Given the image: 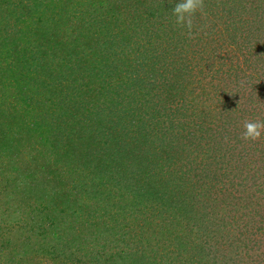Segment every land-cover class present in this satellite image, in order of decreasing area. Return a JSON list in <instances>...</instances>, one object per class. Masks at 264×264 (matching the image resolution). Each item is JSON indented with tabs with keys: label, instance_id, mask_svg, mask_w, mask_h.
<instances>
[{
	"label": "rangeland",
	"instance_id": "374dc122",
	"mask_svg": "<svg viewBox=\"0 0 264 264\" xmlns=\"http://www.w3.org/2000/svg\"><path fill=\"white\" fill-rule=\"evenodd\" d=\"M13 1L16 3L19 0H11L9 4L0 2V264H135V260L139 257L144 259L140 264H264V259L261 260L259 253L255 254L256 250L245 253L236 248L238 242H234L235 238L231 234V229L230 233L224 231L227 218H224L223 213L226 212L227 204L222 199H219L220 203L213 204L218 215L217 211L208 207L207 196H202L192 203V194H188L185 196L188 203L179 205L180 208H172L171 205L163 207L160 202L150 200L148 203L145 199L143 202L146 201L148 204L133 205L134 203H131L125 217L121 210L116 211L118 205L114 203V200L109 202L105 200L109 197L110 191L117 192L118 189L105 188L99 177L91 180L88 176V179L83 180L87 171L81 170V164L90 160H83V158L92 159L94 148L91 151L86 148L87 157L81 153L77 157L76 153L71 152L75 156V162L73 159L68 160L66 158L68 155L64 152L65 142L72 136L76 138L78 146L81 144V139L76 131L69 137L59 136L57 127L63 119L68 121L72 118L77 120L84 117L83 112L91 119L96 117L95 114L99 109L93 106L102 103V99L98 96V90L101 88L98 83L93 84L94 81H90L92 76L85 70L88 65L84 67L81 63L69 81H67L68 72L63 71L62 77L67 82H65L66 85L59 86V89L63 88L61 94L65 95L66 102L63 107L61 106L63 103L58 102L57 104L61 107L54 112L51 97L46 95L51 88L45 84L42 85L39 80L41 78L45 81L48 78L45 68L48 69L47 61L50 56L45 57L42 54V59L38 61L34 53L36 49L30 45L35 39V34L29 31L31 28L29 22L19 23L21 18L19 14L21 15L23 7L16 8ZM246 3L249 7L252 5L249 1ZM58 5H60L58 6L60 13H65V1L59 0ZM260 11L255 6L239 11V16L244 15L245 24L251 31L252 43L260 42L262 36L260 34L262 30L257 29L259 25L256 26L261 16ZM203 17L204 20H208L205 16ZM71 19L69 24L78 28L79 22L75 18ZM214 21L213 27L220 33L224 31L223 33L227 36L228 33L225 31L227 22L216 19ZM187 30L191 39L188 43L190 49L186 47L189 52L186 54L189 61L187 71L191 74L189 80L192 81L190 87L193 88L198 84L199 76L209 75L207 64L212 61V51L211 47L203 42L206 40L204 32H198L193 26ZM58 31L61 32L60 37L63 35V40L69 42L72 39L71 31L67 29H58ZM77 47L73 45L72 49ZM178 47L180 48L181 44ZM178 47L171 49L170 56L167 58V65L170 68V71H167L169 76L176 73L175 66H183L173 61L176 58L173 54L178 51ZM256 48L247 50L251 52L252 57H255L256 50L259 49V47ZM79 52L80 49L77 52L71 50L68 58H75V60L81 58ZM58 54L64 56V51ZM241 54L235 64L240 76L243 74L242 68L245 69L252 62L246 60V51ZM230 62L228 60V63ZM254 67L252 66L253 72ZM221 68L222 72L216 73L217 75L213 77L214 83L249 87L246 90L241 87L237 89L242 93L241 116L245 114L241 117L244 121L237 124L241 133L239 129H232L234 121L229 124L228 116L230 115H226L227 110L222 111L216 107L203 110L198 97L195 98V92L188 93L189 88L181 95L169 97L168 93H163V88L160 87V90L154 89L142 97L140 101L142 105L138 102L140 97L132 105L140 108L137 113L140 112L139 117L142 120L145 119V116L141 115L142 108L146 109L149 117L156 112L161 123L156 120L157 118H151L152 120L148 123L157 122L159 126H164L162 139H152L153 141L150 140L145 146L144 143L139 144L136 138L130 135L127 139L130 141L127 150L140 151L139 154L145 159H151L156 154L158 157L166 156L167 149H170L169 144L176 143L175 149L181 146L184 150L177 166H179L178 163L182 164V168L187 166L193 168L197 165L194 174H201L200 168L208 161H203L200 157L196 158L197 154L191 147L193 148L194 144L200 141L205 143V138L209 134H206L204 138L199 129L210 127L212 129L208 133L218 132L215 136L220 146L215 147L220 149V156L224 159L222 166L214 167V169L220 168L218 173L234 171L236 166V170H242L245 173H249L252 167L254 170L260 167L261 173H264V129H261L260 136L255 138L257 141L245 139L244 135L242 136L245 133V123L251 122L252 113H260L255 118L256 121H253L254 123L264 124V68L259 67L260 70L254 72L259 76L256 80L249 83L242 82V84L231 78L227 67ZM65 70L68 71V69ZM177 74L176 79L181 82L183 78L179 76V72ZM73 79L77 82H73ZM46 81L50 83V78ZM87 81L90 82L87 84ZM207 87L210 88V85ZM145 90L147 89L144 88ZM86 91H88L87 100L91 101L89 112L84 111L82 107L78 108L77 104L81 98L77 94L82 95ZM250 91L253 92L252 95L248 93ZM24 93L28 97L20 98ZM72 97L78 100L74 99L72 102ZM169 98H174L175 102H170ZM178 98L181 101L177 103ZM255 99L261 103L258 109L253 110L252 105L255 104ZM66 109L67 113L61 116L60 113ZM173 109L177 110L176 115L172 114ZM221 117L225 122L229 120L222 129L218 124L222 123V120L219 121ZM95 122L99 124L98 121L95 120ZM104 124L109 125L110 122L104 121ZM182 124L186 125V128L175 127ZM226 128L230 129V134L224 130ZM90 129L92 130L91 127ZM67 133L69 134V131ZM234 134L242 138L241 143L236 141L237 137ZM57 137L58 141H56ZM57 143L59 146L57 148L62 155L53 148ZM163 146L165 151L162 153ZM106 147L108 143L103 150ZM86 149L83 148L80 151L85 153ZM97 149V151L100 150V148ZM212 151L211 148L208 152ZM124 157L116 156L111 163L104 162L101 156L98 157L97 161L102 163V173L98 170L95 175H103L104 182H109L110 177L116 172L112 173L111 165L119 164L120 159ZM142 161L139 157L130 158L125 162V167L128 165L130 170H135L143 183V181L148 182L145 175L150 174L151 178L154 177L152 174L156 173V168L150 167L146 170ZM98 162H96L97 165ZM126 171L128 176L126 174L123 177ZM129 171L124 170L116 176L121 180L120 186L125 184L128 188L133 187ZM147 171L150 173L145 174ZM178 173L181 176H177ZM182 173L176 165L172 168L165 165V170L157 173L154 182L156 186H160V181L168 177L172 179L176 177L173 182H168L169 178L167 179L171 189H174L175 181L178 179L189 188L188 190L196 189L199 183L193 185V182L200 177H190L184 181L182 179L188 175L183 176ZM78 180L83 186L77 184ZM150 184L151 187L154 185L152 181ZM236 187L234 184L233 189ZM246 189L248 192L251 191V186ZM94 191H96L95 194H93ZM236 194H239L238 191ZM90 198L91 201H89ZM94 198L101 201L94 204L97 202ZM98 204L99 206L102 204V207L97 212L91 210L92 207L89 208L90 205L97 207ZM260 206L257 204L254 207ZM222 207L224 209H221ZM254 207L252 209H256ZM239 227L245 228L241 225Z\"/></svg>",
	"mask_w": 264,
	"mask_h": 264
},
{
	"label": "trees",
	"instance_id": "16d2710c",
	"mask_svg": "<svg viewBox=\"0 0 264 264\" xmlns=\"http://www.w3.org/2000/svg\"><path fill=\"white\" fill-rule=\"evenodd\" d=\"M63 1L66 3L65 13H60L58 9V6H60L58 5L59 0H19L16 3L13 1V4L15 3L14 6L16 8H19V6L23 7L22 13L20 12L21 15L19 14V17H21L19 18V23L29 22L31 25L29 31L35 34V39L30 45L36 49L34 53L37 55L38 61L42 59V54L45 55V57L47 55L50 56V59L47 61L49 62L47 65L48 69L47 67L45 68L48 74L47 77L50 78V83L46 81L48 78H44L45 81L41 78H39V80L42 85L45 84L48 88L49 86L51 88V90H48L49 94L45 93L47 96L51 97V105H54V112H57L58 108L61 106L63 107L66 102L65 95L61 94L63 88L59 89V86L62 84L66 85L65 82L72 79V76L75 74V69H78L81 63H83L84 67L88 65L85 70L92 76L90 81L93 80V84L98 83L101 88L98 90V96L102 99V103L93 106L99 109L95 114L96 117L91 119L83 112L84 117H80L77 120H73L72 118L68 121L63 119L62 123L58 124L59 136L69 137L70 134L76 131L81 139V144L78 146L76 145V138H72V136L65 142L66 150L64 152L65 155H68L66 158L68 160L73 159L75 162L73 153H76L77 157L80 156V153L87 157L86 153L88 151L86 148H88L89 151L94 148L92 159L95 161L91 158H83V160L90 159L81 164V170L84 172L87 171L83 180L88 179V176L91 180L99 177L102 186L105 188L109 187L108 189L110 190L118 189L117 192L110 191L109 197L105 200L106 202L114 200V203L118 205L116 211L121 210L125 217L131 203H134L133 205L146 203V201L143 202L144 199L147 200L148 203L150 200L160 202L163 207L171 205L172 208H180L181 205L188 203V200L185 198L188 194H192V203L198 201L202 196H207L206 199L209 202L208 207H211L214 211H217V209L213 207V204L217 202L220 203L219 199H222L224 203L227 204V210L225 209L226 212L223 213L224 218H227L224 231L229 232L230 229L232 230L231 234L234 235V242H238L236 245L238 250L245 251V253L249 252V250H256L254 251L255 254L257 255V253H259V257L263 260L264 173H261L260 167L258 169L256 168V170L252 169V167L249 173L236 170L237 166L235 168L236 171L231 170L223 173L225 175L218 173L220 168L214 169V167L222 166L224 159L220 156V149L215 147L219 145V142L216 140L217 137L215 136L218 132L214 133L210 131L208 133V131L212 129L210 127L199 129L202 137L205 138V135L209 134L207 138H205V143L200 141L194 144L193 148L191 147L197 154L196 158L200 157L203 161H208V163L203 162L204 166L200 168L201 174H194L197 165L193 168L189 166L182 168V164L178 163L179 166H177V162L182 157L184 150L181 146L175 149L176 143L169 144L170 149H167L166 156L158 157L156 154L152 156L151 159H145L144 156L139 154L140 151L138 152L133 149L127 150V145L130 144V141L127 139L130 135H133L139 144L144 143L145 146H147V142L152 139H162L164 134V128L162 127L164 126H159L157 122L148 123V121L152 120L151 118H157L156 120H158L156 112H153L149 117L146 109L142 108L143 113H141V115L145 116V119L142 120L139 117L140 112L137 113L140 108L133 106V103L138 97H140L138 99L140 103L142 97L149 94L150 91L154 89L160 90V87L163 88V90L161 89L163 93H168L169 97L181 95L189 88L190 90L188 93L193 94L195 92V98L198 97L200 104L203 106V110L216 107L217 109L220 108L222 111H228L226 115H230L228 116L230 122L229 120L225 122L221 117L219 121L222 120V123H218L221 127L220 129L225 128V123L229 122V124H232V121H234L232 129H239L241 133V129L237 124L244 121L241 117L245 114L241 116L242 107L240 104L242 102L240 101L242 93L237 89L241 87V89L246 90L249 87L241 85L238 87L236 84L234 86H230V84H218L214 83L212 80L213 77L217 75L216 73L222 72V66L223 69L227 67L231 78L236 80L239 84L246 81H248V83L251 81L253 82L259 77L254 72L260 70L259 67L264 68V59H261L264 58V19H261L264 18V0H200L198 7L191 14L190 20L191 25L195 27L198 32H204L206 34V40L203 42L211 47L212 61L207 64V73L210 76L207 74L199 76L197 80L198 84L194 85L193 88L190 87L192 81L189 80V75L191 74L187 71L189 61L186 55L189 53L188 49L190 48L188 43L191 40L187 29L192 26L189 27L187 23H178L173 11L176 4L183 3V0ZM247 1L252 3L250 7L247 6ZM0 2L9 4L11 0H0ZM254 6L256 9H259V11L262 10V12L260 11V19L256 24V26L259 25L257 29L262 30L260 33L262 36L260 42L252 43L251 31L245 24L244 15H240L241 17L239 16V11L240 9H251ZM48 10L50 13L47 12ZM203 16L208 20H204ZM71 18H75L79 22L80 26L78 28L72 27V25L69 24V20H72ZM214 19L227 22V26L225 27V31L228 33L227 36L223 33L224 31L220 33L218 29L213 27V23L215 24ZM68 24L69 26H67ZM58 29H67L71 31L73 33L71 36L72 39H70L69 42L63 40V35L60 37L61 32L58 31ZM179 44H181L180 48L178 47ZM73 45H77L78 47L72 49ZM177 47L179 48L178 51L173 54L176 58L172 60L183 66H175L174 69L176 73H174L173 76H169L167 71H170V68L169 65H167V58L170 56L169 53L171 49ZM256 47H259V49L256 50L258 53L256 52L255 57H252L251 52L247 50L251 48L257 49ZM206 48L208 47L206 46ZM78 49H80L79 54L82 56L81 58L77 60H75V58H68V54L71 50L77 52ZM60 51H64V56H59L58 52ZM245 51L247 52L246 60L252 62L245 69L242 68L243 74L240 76L235 64L242 55L241 53ZM188 55L190 57V54ZM228 60L231 62L228 63ZM252 66H255L254 72ZM65 69H68V71ZM63 71L68 72L67 81L62 77L64 74L62 73ZM177 72H179V76L183 78L181 82L176 79V75H178ZM240 77H244L245 79H241ZM90 81H87V84ZM73 82H77V80L73 79ZM209 85L210 88L207 87ZM261 85L262 84H260V86ZM144 88L149 91H144ZM90 89H92V87H90ZM90 89H88V91ZM173 90L174 92H172ZM88 91L83 92L82 95L77 94L81 97L80 100L75 97L71 99L72 102H74V99L78 100V108L82 107L86 112H89L91 107V101H88L86 97ZM171 93H173V95H170ZM248 93L252 95L253 92L250 91ZM21 95L20 98L25 99L28 97L26 93ZM199 95H201V97ZM255 95L258 96V94ZM169 101L175 102L174 98H169ZM180 101L181 99L178 98L177 103ZM254 101L255 104L252 105V109L256 110L261 102L257 101V99ZM58 102H62L63 104L59 106L57 104ZM248 112L249 111H247V113ZM66 113L67 109L62 111L60 115L62 116ZM173 113L176 115L177 110L173 109L172 114ZM252 114L251 122L256 121L255 118L260 113ZM146 116H148V118ZM95 120L98 121L99 124H97ZM104 121H108L110 124L106 125ZM51 125L53 124L51 123ZM97 127H99V129ZM175 127L183 129L186 128V125H175ZM72 130L74 131L71 132ZM224 130L228 131V134L231 132L228 128ZM67 131H69V134ZM234 135L237 137L236 141L241 143L242 138L238 134ZM243 135L244 134H242V136ZM56 141H58V137ZM211 141L212 144H210ZM255 141L257 140L255 139ZM106 143H108V147L103 150ZM161 143L163 144L162 140ZM57 147H59L58 143L56 146H53V148L56 149V152H61ZM83 148L86 149L85 153L80 151ZM97 148H100V150L97 151ZM161 148V152L163 153L165 151L164 146ZM211 148L213 151L208 152ZM100 156L106 163L113 162L112 159L116 156H125L120 159V162L118 161L119 164L114 163V165H111L112 173L116 172L110 177V181H106V183L103 180V175H95L98 170L102 173V163L97 161ZM134 157H139L140 161L143 160L142 163L145 164L144 168L146 170L150 167L156 168V173L152 174V176H154L153 178L150 177V174H148V176L145 175L150 173L149 171L144 174L148 182L143 181L142 183L135 170H130L128 165L125 167V162ZM96 162H98V165ZM195 162L197 164V160ZM165 165L168 168H172L176 165V168L183 172V176L188 175L182 179L184 181L185 179H190V177H200L201 179L199 178V180L193 182V185L199 183L197 184V188L190 191L188 190L189 188L178 179L175 181L176 185H174V189H171L168 182H173L176 177L173 179L168 177V182L167 179H165L160 181V186H156L154 182L156 180V175L159 171L165 170ZM124 170H130L129 173L132 177L133 187L128 188L125 184L120 186L121 180L119 178L117 179L116 176L120 175ZM126 174L128 176L127 171L123 177ZM231 174H234V176H231ZM177 176L181 175L178 173ZM200 180H202V182H200ZM150 181L154 183L152 187ZM80 182L81 181L78 180L77 184L83 186ZM234 184L237 186L235 189H233ZM249 186H251L250 193L246 189ZM235 190H237L239 194H236L237 191ZM95 193L96 191L93 192V194ZM112 197L114 198L112 199ZM95 199L97 198H94V200ZM91 200L90 198L89 201ZM185 200H187V202ZM100 201L101 200L97 199V202H94V204ZM257 204L261 206L257 208L254 207ZM90 207H92L91 210L97 212L101 210L102 204L101 206L98 204L97 207L90 205L89 208ZM253 207L256 209H252ZM221 209H224V207ZM216 213L217 215L219 214L218 211ZM96 215L98 214L96 213ZM238 224L246 229H240ZM143 260V257H139L138 260H135V264H140Z\"/></svg>",
	"mask_w": 264,
	"mask_h": 264
},
{
	"label": "clouds",
	"instance_id": "9594fccd",
	"mask_svg": "<svg viewBox=\"0 0 264 264\" xmlns=\"http://www.w3.org/2000/svg\"><path fill=\"white\" fill-rule=\"evenodd\" d=\"M200 0H183V3L176 4L174 14L178 23H187L191 26V14L196 10ZM261 129H264V124L246 122L245 123V139H255L260 136Z\"/></svg>",
	"mask_w": 264,
	"mask_h": 264
}]
</instances>
